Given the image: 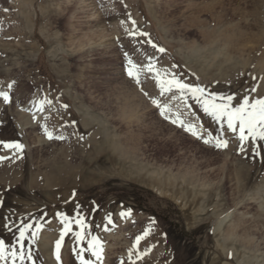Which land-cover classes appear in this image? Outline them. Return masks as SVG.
Wrapping results in <instances>:
<instances>
[{"label":"rangeland","instance_id":"rangeland-1","mask_svg":"<svg viewBox=\"0 0 264 264\" xmlns=\"http://www.w3.org/2000/svg\"><path fill=\"white\" fill-rule=\"evenodd\" d=\"M90 6L87 20L75 0H0V91L10 96L0 97V240L19 249V227L32 224L24 264H58L66 218L59 264H80L81 252L92 264H264V141L259 155L250 141L239 151L238 131L202 107L213 94L232 107L264 98V0ZM94 21L112 45L87 64L68 35ZM157 72L204 92L162 93ZM15 143L22 151L5 147Z\"/></svg>","mask_w":264,"mask_h":264},{"label":"snow or ice","instance_id":"snow-or-ice-1","mask_svg":"<svg viewBox=\"0 0 264 264\" xmlns=\"http://www.w3.org/2000/svg\"><path fill=\"white\" fill-rule=\"evenodd\" d=\"M8 11V9H5ZM135 22L133 21V24ZM133 34V33H130ZM144 35H147L145 33ZM148 43H152L150 40ZM153 47H156L155 44H152ZM160 52L165 51L162 47L158 49ZM131 63V61L129 62ZM149 71L154 70V66L149 64L148 65ZM128 75L133 76V71L131 68L128 69ZM168 73H165L167 76ZM255 79V78H254ZM137 83H139V79L137 78ZM156 83L157 86L161 89V92L164 91H171L173 88L178 89L183 96L186 93H191L194 97H197V94H203L204 89L200 86H193L190 84L184 83L181 79L177 78L175 75H172L171 78H161L160 74L157 72L156 74ZM13 87L12 83H9L8 88L11 89ZM251 91L255 92V88L251 89ZM0 97L3 98L5 103L9 102L10 96L9 93L6 91H0ZM198 98V97H197ZM222 103H215V94H213L212 100H205L202 104L203 111L208 115L212 116L214 119L220 120L223 118L227 122V128L231 130L233 133H237L238 131V139L240 142L239 151H245V142L250 141L252 144V152L259 155L261 154L258 151L257 141H264V98L255 99L249 101L247 95L243 97L242 102L239 104L238 107H232L231 101L233 97L228 95L226 97H221ZM153 104H157L158 102L154 99ZM65 107H67L65 105ZM161 115H164V109H161ZM167 118V117H165ZM173 123H177L176 120L172 121ZM186 131H191L193 135H196V131L194 126L192 125H183ZM48 138L51 139V133H46ZM58 139H63L62 136L57 137ZM204 143H210L209 140H204ZM227 140L221 139L219 137L215 138V147L217 148H226L227 147ZM5 147H14L17 151H22L23 145L19 143L15 144H5ZM79 207V206H77ZM131 210H128L130 214ZM121 215H124L122 212ZM57 216H63L62 213H57ZM76 223L79 225L82 223L81 218L76 219ZM4 227H8L7 224L3 225ZM32 224L25 223L19 227V237L17 243L20 245L19 249H17L13 245H5V241L0 240V261H4L5 264L10 261V264H24L25 260H32L31 252L28 251L25 253L24 251V238L25 233L29 228H32ZM35 227L38 229L42 227L41 224L37 223ZM71 231V221H68L66 218L64 219V228L60 232V238L55 241V252L54 255L56 260L59 264L61 260L60 256V249L61 243L64 239V236ZM147 234V233H145ZM35 235V233H33ZM75 236L77 240L82 239V235L80 232H76ZM141 239L140 236L136 237V240L139 241ZM96 238L94 237L92 241H89V250H93L92 254L96 257V260H100L102 258V247L100 246L99 242H95ZM135 247V245H133ZM75 252V249H73ZM83 251V250H82ZM77 258L80 260V264H92L90 260L84 259L82 252L77 253Z\"/></svg>","mask_w":264,"mask_h":264},{"label":"bare ground","instance_id":"bare-ground-1","mask_svg":"<svg viewBox=\"0 0 264 264\" xmlns=\"http://www.w3.org/2000/svg\"><path fill=\"white\" fill-rule=\"evenodd\" d=\"M65 1L68 2V3L70 2V0H65ZM75 2L77 4V6H78V10H81V11H84L85 12L84 16H85V18L87 20H90V19L95 18V17H93V15H94L93 14V11L90 10V9H92L91 6H90V0H75ZM74 16H75L74 13H71V16L68 17L70 19V22H71L72 17L74 18ZM87 26H88V28L85 30L86 32L85 31H78L77 29H74V28L71 27V29H70L71 32L68 35V39H69V41L71 43L75 44L74 46L76 47L75 48L76 51L75 50L74 51L77 52V53H79V55H80L79 58L82 59V60H84L85 63L90 64L88 62H90V60L92 58H94V56H93L94 53H98L100 51V49H103V50L110 49V46L112 45V39L111 38L113 36H109L107 33H105L103 31V28L100 27L98 21L90 22ZM83 33H87V34H84V35H86V37L89 36V35L90 36L87 37V39H86V37L85 38L83 37L84 36V35H82ZM106 52L107 51H104V54L105 55H106ZM83 65L85 66V64H83ZM90 66H92V65H90ZM111 73H113V71ZM87 94H88L89 98L91 99L90 102L92 100H96L95 99V96L93 94H91L90 91H88ZM98 97H100V96H98ZM101 100L99 99V101H101ZM105 102H107V101H105ZM102 104H105V103H102ZM110 118H112V115H111ZM38 140H40V139H38ZM38 140L35 142V146L38 144ZM263 238L261 236V239L262 240H264ZM261 239H259V242H263Z\"/></svg>","mask_w":264,"mask_h":264}]
</instances>
